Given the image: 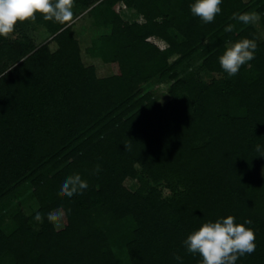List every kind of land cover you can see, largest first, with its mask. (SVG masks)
<instances>
[{"label": "trees", "instance_id": "obj_1", "mask_svg": "<svg viewBox=\"0 0 264 264\" xmlns=\"http://www.w3.org/2000/svg\"><path fill=\"white\" fill-rule=\"evenodd\" d=\"M73 1L109 28L93 50L110 76L83 63L68 21L36 13L16 24L43 26L54 50L0 36V264H121L123 256L128 264H177L176 255L201 264L182 241L228 214L250 218L255 229V251L236 264H264V156L255 149L264 146V37L253 21L234 19L254 12L264 32V0H223L207 24L192 15V0ZM120 3L143 21L125 20ZM242 38L256 41L255 58L227 77L218 57ZM196 56L218 77L189 73ZM149 82L168 83L169 99L144 91ZM73 173L88 188L67 197L58 188ZM21 188L36 209L14 211L6 224L3 209Z\"/></svg>", "mask_w": 264, "mask_h": 264}, {"label": "clouds", "instance_id": "obj_2", "mask_svg": "<svg viewBox=\"0 0 264 264\" xmlns=\"http://www.w3.org/2000/svg\"><path fill=\"white\" fill-rule=\"evenodd\" d=\"M223 0H192L189 5L193 16L207 24L221 13ZM36 13L44 19L58 22L69 21L73 16V0H0V36L13 32L18 21L35 20ZM257 18L256 13L234 15V19L249 24ZM234 25H227L231 32ZM257 43L251 38L231 42L218 57L221 68L227 77L235 76L243 65L255 58ZM6 74V73H5ZM4 74V75H5ZM259 156H264V146H255ZM99 165L95 171L98 173ZM88 188V182L80 173L65 176L58 191L72 197ZM252 220L237 218L228 214L215 220H206L198 228L188 233L182 241L185 250L201 257V264H236L240 257L251 254L256 249L255 229ZM177 264H183V257L176 255Z\"/></svg>", "mask_w": 264, "mask_h": 264}, {"label": "rangeland", "instance_id": "obj_3", "mask_svg": "<svg viewBox=\"0 0 264 264\" xmlns=\"http://www.w3.org/2000/svg\"><path fill=\"white\" fill-rule=\"evenodd\" d=\"M98 0L92 4L94 5ZM248 2L249 0H244ZM116 10L121 14V16L127 21H139L142 22L143 18L141 15L134 12L133 9L125 7L124 4L120 3L116 6ZM100 18L97 14L90 11L88 7H84L81 4L73 1V16L68 21L74 37L78 40L81 49V57L83 63L86 66H93L99 77L110 76L112 71L109 64L103 62L98 54L93 50V41L97 40L99 37L109 34V28L101 26L96 23V19ZM256 19L253 21L256 27L260 31V35L264 37V32L259 25L256 23ZM5 40L13 43L15 40H29L33 44H41L48 42L51 50L56 49V43L54 42L52 35L47 32L43 26L37 24H29L25 29L15 26L13 32L9 33L7 36H2ZM151 41H154L160 48L164 47V43L155 38L151 37ZM6 58L3 56V59ZM201 57L196 56L186 64L189 73L193 74L195 78L201 81L209 82L211 79L218 77L215 73H210L204 69L201 64ZM168 83H157L149 82L143 85L144 91H150L154 96H156L159 102H166L169 99L167 91ZM260 173L264 175V168L260 169ZM126 186L133 189L137 186L136 180L128 179L126 180ZM159 188L163 197H169L173 192L167 187L165 183L159 184ZM7 206V207H6ZM5 209L8 214L5 216V223H9L12 213L14 211H22L25 214H29L36 209V201L30 192L29 188H21L11 196ZM55 227L59 228L62 224L61 216L58 211L53 213ZM121 264H128L127 259L123 256L121 258Z\"/></svg>", "mask_w": 264, "mask_h": 264}]
</instances>
